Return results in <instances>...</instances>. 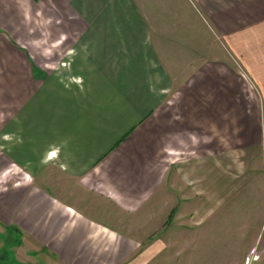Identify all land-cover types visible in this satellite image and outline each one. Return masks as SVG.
<instances>
[{
  "label": "crops",
  "instance_id": "obj_1",
  "mask_svg": "<svg viewBox=\"0 0 264 264\" xmlns=\"http://www.w3.org/2000/svg\"><path fill=\"white\" fill-rule=\"evenodd\" d=\"M182 1V20L153 22L138 0H0V79L13 96L0 264H147L161 252L206 263L175 245L191 230L168 228L165 250L139 241L190 204L188 183L199 204L221 199L223 93L243 85L225 80L240 69L264 103V0Z\"/></svg>",
  "mask_w": 264,
  "mask_h": 264
},
{
  "label": "rangeland",
  "instance_id": "obj_2",
  "mask_svg": "<svg viewBox=\"0 0 264 264\" xmlns=\"http://www.w3.org/2000/svg\"><path fill=\"white\" fill-rule=\"evenodd\" d=\"M138 2L144 13L148 10L150 20L153 22H166L173 13H175V20L183 19L177 16V12L180 14L182 12V0H138ZM171 5L175 7L176 12L167 13L168 6ZM35 47V49L40 48V45ZM223 51L224 64L231 68L234 61L231 58L230 46L223 44ZM235 63H238L234 62L236 67ZM239 72L242 74L240 78L232 77V80L227 78L228 83L225 80L226 85L230 86L231 82L239 79L243 85L240 83L238 92H232L228 88L223 93L222 125H219L218 132L221 141L217 142L222 146L221 166H219L223 187L220 193L221 199L217 202L199 204L196 182L188 183L187 186L191 189L190 204H176L168 220L160 219L157 226L154 222L149 223L148 228L154 230L157 227L160 236L140 238V248H144L151 242L152 247L159 250H165L167 246L172 247V237L165 234L168 228L174 227L179 233L182 230H191L186 236L180 238L176 236L174 239L179 241L175 245H191L192 250L189 256L194 257L193 260L201 259L206 262L205 264H264V103L261 102L259 92L251 87L249 77L247 78L240 69ZM5 83L0 79L1 136L6 131L7 117L11 116L12 111L4 104L11 99L9 97L13 98L12 94L7 93ZM19 97L17 96L15 100ZM147 117L149 121L150 114ZM245 129H249L251 133L244 134ZM209 140L201 142L202 147L208 151L211 147H215V142ZM2 151L0 149V152ZM188 152V149H184L181 155H187ZM162 162L167 161L162 160ZM18 172L13 174L14 179H21L24 175ZM4 175L0 171V186L4 183ZM157 254H154L152 258L148 256V260L142 257L144 263L150 264L149 260L153 259L156 260L154 264H168L167 256L170 254L165 252ZM136 255L138 254L129 255L128 260ZM3 262L5 261L0 260V263ZM186 264L190 263L186 262Z\"/></svg>",
  "mask_w": 264,
  "mask_h": 264
},
{
  "label": "snow or ice",
  "instance_id": "obj_3",
  "mask_svg": "<svg viewBox=\"0 0 264 264\" xmlns=\"http://www.w3.org/2000/svg\"><path fill=\"white\" fill-rule=\"evenodd\" d=\"M52 155H55V153H52Z\"/></svg>",
  "mask_w": 264,
  "mask_h": 264
}]
</instances>
